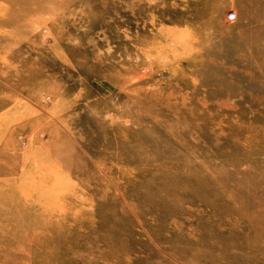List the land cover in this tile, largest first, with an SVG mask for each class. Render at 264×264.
<instances>
[{
  "label": "rangeland",
  "instance_id": "rangeland-1",
  "mask_svg": "<svg viewBox=\"0 0 264 264\" xmlns=\"http://www.w3.org/2000/svg\"><path fill=\"white\" fill-rule=\"evenodd\" d=\"M0 264H264V0H0Z\"/></svg>",
  "mask_w": 264,
  "mask_h": 264
},
{
  "label": "bare ground",
  "instance_id": "bare-ground-1",
  "mask_svg": "<svg viewBox=\"0 0 264 264\" xmlns=\"http://www.w3.org/2000/svg\"><path fill=\"white\" fill-rule=\"evenodd\" d=\"M176 45V44H175ZM174 44H173V46H175ZM174 48H176V47H173V48H171V49H174ZM165 60V59H164ZM165 65V64H164ZM6 187V186H5ZM8 187V186H7ZM5 189H7V188H5ZM18 196V195H17ZM23 201V200H22ZM19 206V205H18ZM18 210H20V209H18ZM17 212V211H16Z\"/></svg>",
  "mask_w": 264,
  "mask_h": 264
}]
</instances>
